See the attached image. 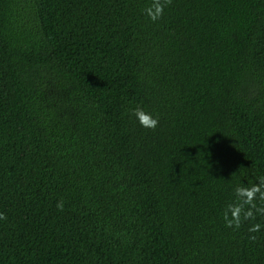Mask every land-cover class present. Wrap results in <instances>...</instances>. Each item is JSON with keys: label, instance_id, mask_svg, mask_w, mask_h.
Instances as JSON below:
<instances>
[{"label": "trees", "instance_id": "trees-1", "mask_svg": "<svg viewBox=\"0 0 264 264\" xmlns=\"http://www.w3.org/2000/svg\"><path fill=\"white\" fill-rule=\"evenodd\" d=\"M151 2L0 0V264H264V0Z\"/></svg>", "mask_w": 264, "mask_h": 264}, {"label": "clouds", "instance_id": "clouds-1", "mask_svg": "<svg viewBox=\"0 0 264 264\" xmlns=\"http://www.w3.org/2000/svg\"><path fill=\"white\" fill-rule=\"evenodd\" d=\"M171 2L172 0H152L144 10L145 14L155 22L163 16L165 7ZM133 114L144 128L155 129L159 124V117L143 108H136ZM234 193L236 201L227 204L222 213L226 227L239 229L243 221L254 220L257 213L264 215V207H258L256 203L257 200L264 202V177L260 178L258 183L237 186ZM57 208L63 211V200L57 203ZM6 219L7 215L0 212V220ZM260 230L261 225L258 223L249 228L250 232H259ZM251 239H255V237L253 236Z\"/></svg>", "mask_w": 264, "mask_h": 264}]
</instances>
